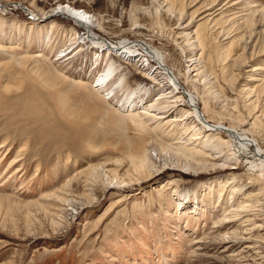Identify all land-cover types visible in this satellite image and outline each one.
Masks as SVG:
<instances>
[{
  "label": "rangeland",
  "instance_id": "1",
  "mask_svg": "<svg viewBox=\"0 0 264 264\" xmlns=\"http://www.w3.org/2000/svg\"><path fill=\"white\" fill-rule=\"evenodd\" d=\"M62 1L88 8L108 41L162 51L181 94L159 99L172 87L142 47L149 67L92 48L70 18L42 19L57 0H0V264H264V207L226 222L231 206L264 203L256 146L195 140L196 119L179 120L191 92L211 123L264 150V0ZM110 58L151 89L133 112L96 82ZM248 214L255 244L240 234Z\"/></svg>",
  "mask_w": 264,
  "mask_h": 264
},
{
  "label": "bare ground",
  "instance_id": "2",
  "mask_svg": "<svg viewBox=\"0 0 264 264\" xmlns=\"http://www.w3.org/2000/svg\"><path fill=\"white\" fill-rule=\"evenodd\" d=\"M44 12H45L44 13L45 16L42 19H50V18L52 19V18H56L58 16H63V17H67V18L74 20V22H76L80 26L84 27L86 32L83 34L82 38L84 39V41L89 43L88 45L92 46V48L95 46L98 47L99 49L105 47L108 51V54L115 53L116 57L126 58L127 60L138 59L139 61H141L142 66L149 67L153 61H152V59H150V57L148 55H145V54L143 55V53L141 54V56L135 54L138 47H142L144 52L146 51L155 61H157L159 63L158 67L153 72V73H155L153 77L156 76L159 78V77L164 76V75L167 76V78L169 79L168 81L170 83V87H172V89H170V91H168V93H170L169 94L170 96L164 95L166 93V91H163L162 96L159 99L176 98L177 95L181 94V91H180V88H181L180 83L181 82H180L179 78L175 75V73L171 70V68L167 65L166 59H165L167 57H164L162 51H159L158 49H154L153 47H151L152 48L151 49L149 46L145 47L144 44H142L141 42L137 43L136 41H133L132 39H128V38H119V39H114V40L111 39L110 41L106 40L100 33L97 32L98 31L97 25H98V27L101 25L99 19L95 15L91 14V11L88 8H84L83 6H79V4H77V3L69 5V3L67 4V3L63 2L62 0H57V5L55 7L50 8L48 11H44ZM77 48L78 47H75L72 50L71 49L69 50V48H66V49L60 51L59 56L56 59L58 61L70 59L72 57L71 55L73 54V52ZM97 52H98L97 58H99V57L101 58L99 51H97ZM125 64L126 63H124V65ZM124 65H123V61L118 62V60L110 58L107 61L104 70L102 71V73L100 74V76L96 80V82H98L97 84L99 86H101L102 89H104L105 91L108 92V95L110 92L114 94L111 98H113L117 92L123 94V91H124V93H126V96L124 98V103L130 102V105H129L130 111L129 112H133L136 110V102H134V100H132V97H134L135 95L142 94V93H144L145 95L146 94L149 95L151 93V89L149 87L133 88L129 83V77H130L131 71H129L128 68L125 67ZM198 74H199V72H198ZM195 77H197V76H195ZM110 84H111V86L109 87ZM98 85H96V87ZM186 94H188L187 104L189 106V109L186 111V116L183 119H179V120L184 122V120H186V119L187 120L188 119L190 120L191 118L196 119V121L194 122V125H193L194 130L196 129V131H197V136L195 137V140H202L204 138L202 136L203 132L207 133L208 136L213 135V133H215L217 135H222L221 133H223V134L225 133L234 141V145L236 146L235 149H237L238 151H240L241 149H244V148L249 149V147H251V146H256L257 151L259 152L257 154L260 155V158L261 157L263 158V159L261 158L262 163H261V165H258L254 160L249 161L247 159V161H248L247 164H250L249 169L251 172H258L259 174H261V173L263 174V171H264L263 152H264V150L260 148L259 144L257 143V140L254 138L249 139L246 136L245 131L239 132L236 127L226 126L223 123H211L207 119L205 113L202 111L199 104L197 103L196 98L193 96V94L191 92H186ZM129 100H131V101H129ZM169 102H174V99H171ZM122 103H123V97H122ZM155 104L156 103L152 102V103H150V105H148V107H155ZM130 107H131V109H130ZM157 107H158V105H157ZM159 109L160 108H158V110ZM168 116L169 115H167V116L163 115V116H161V118H167ZM189 131H190L189 128L184 127L182 134L186 135L189 133ZM191 131H193V130H191ZM207 139L202 141V142H199L200 144L199 143H197V144L202 146V148L207 147V145H208L206 143ZM234 156H236L235 153H234ZM226 160H227V162H229L232 165L233 157L226 158ZM262 174H261V176H262ZM232 190L235 191V188L233 187ZM176 191H178V190H176ZM259 192H261V191H259ZM188 193H189V191H184L185 195H189ZM251 202H252V204L246 203L248 205H246V204L238 205L237 207L231 206L227 215L233 214L234 218L228 217V219H226V222L233 223L235 221L236 222L240 221L241 219L239 218V216H241L242 213L250 212L253 208H257L256 209V211H257V210H259V207H264V203L262 202V199L260 197H257L254 202L253 201H251ZM261 205H263V206H261ZM259 212H261V210ZM223 220H224V218H223ZM216 223H220V222L217 221ZM242 223H245V225L243 224L244 226H241L239 228L240 234H242L243 236L247 235V237H245L244 239L252 241L255 244V240L252 239L253 230L251 228L247 227V226H250L252 223L251 216L248 214L247 219L244 220ZM240 224H238V225H240ZM213 227H219V226L214 224ZM234 238L235 239L239 238L236 236L235 232H230L228 234L227 233L224 234V239L225 240L228 239L229 242L235 240ZM197 242H200V241L196 240L195 243H197ZM245 248H248L250 250L252 248L256 249V247L253 245V243H248L245 246ZM197 249H199V247ZM250 250H248V252H250ZM257 252L261 258H264V255H262L264 253H260L258 250H257Z\"/></svg>",
  "mask_w": 264,
  "mask_h": 264
}]
</instances>
